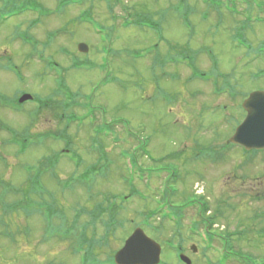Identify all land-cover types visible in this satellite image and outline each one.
<instances>
[{
  "label": "rangeland",
  "instance_id": "1",
  "mask_svg": "<svg viewBox=\"0 0 264 264\" xmlns=\"http://www.w3.org/2000/svg\"><path fill=\"white\" fill-rule=\"evenodd\" d=\"M228 1L18 0L0 23V120L28 138L17 146L0 127L11 189L0 264H109L136 228L161 245V264H184L181 252L192 264L264 263V152L228 145L247 96L264 91V0H251V18L250 1ZM184 55L219 76L216 93ZM21 94L54 102L10 108ZM50 204L52 223L38 211Z\"/></svg>",
  "mask_w": 264,
  "mask_h": 264
},
{
  "label": "water",
  "instance_id": "2",
  "mask_svg": "<svg viewBox=\"0 0 264 264\" xmlns=\"http://www.w3.org/2000/svg\"><path fill=\"white\" fill-rule=\"evenodd\" d=\"M82 53L88 51L87 46L80 45ZM31 96H24L20 102L31 100ZM247 116L230 139V143L240 146L246 151L264 150V93H252L243 104ZM126 241L124 247L116 254V264H160L161 246L148 238L141 229ZM186 264H191L187 257L181 256Z\"/></svg>",
  "mask_w": 264,
  "mask_h": 264
},
{
  "label": "trees",
  "instance_id": "3",
  "mask_svg": "<svg viewBox=\"0 0 264 264\" xmlns=\"http://www.w3.org/2000/svg\"><path fill=\"white\" fill-rule=\"evenodd\" d=\"M8 1V0H7ZM31 1V0H30ZM80 0H75V1H70V0H66V2H65V4H64V6L65 5H67L66 3L67 2H70V4H77V3H80L79 2ZM209 1H213V2H218V0H209ZM236 1L237 0H230V1H228V3L232 6L233 5V9H237L239 6H238V4L236 3ZM247 1H250V3L247 5V7H246V11H248L249 13L252 11V10H254V9H256V7H255V5L253 4V3H251V0H247ZM18 2V0H10V3H9V5L11 6L10 7V10H8V8H7V10H3L2 12H0V23H2V21L5 19H7V18H10V17H12V16H15L16 15V13L15 12H21L20 10L21 9H19L17 6V3ZM21 3H23V2H21ZM24 4V8H26V9H28V10H32V8H36V9H38L39 8V6L38 7H36L35 5H34V3H30L29 4V7H27V3H23ZM188 4L186 3V4H184V7H186V8H188V6H187ZM60 6H62V7H64L63 6V4L62 5H60ZM210 6H212V3H211V5ZM219 6V5H218ZM19 7H21V5H19ZM60 8V7H59ZM4 9H6V8H4ZM145 19V18H144ZM140 24H142V23H140ZM32 47L34 48V47H36V45H32ZM262 48H264V43H263V45H262ZM12 67V66H11ZM52 102H54V99L53 98H50V100H49V102H45L44 103V107H46V108H49L50 107V105H52L51 103ZM49 106V107H48ZM2 121H0V124H2L1 123ZM0 127H2V131L3 130H5V131H8L9 133H11L12 134V142L14 143V144H17V139H19V138H21V137H27L28 138V136H27V134L25 133V134H20V135H18V133L15 131V130H12L11 128H9V127H6L5 125H1ZM24 148H21L20 147V151L21 152H23L24 150H26V146L29 144V141L26 139V140H24ZM17 146H18V144H17ZM73 154H74V156H73V161L75 160V159H78V155L76 154V153H74L73 152ZM58 159V158H57ZM56 159V157H55V160H57ZM133 161V163L134 164H136L135 163V159H134V157H133V159H132ZM42 169H44L45 170V168H42ZM48 169H50L49 170V172H54V164H52V165H50V166H48ZM43 172V171H42ZM74 179V178H73ZM132 179V177L131 178H127V181H129V180H131ZM38 183L40 184V174H37L36 173V176H33V179H31V182H30V184H31V187H32V189L31 190H35L37 187V185H38ZM0 188L2 189V192L0 193V203L1 204H3V203H5L4 202V197L5 196H7L9 193L8 192H11V189L9 188V186L8 185H6V184H3L2 182H0ZM40 191H42V190H40ZM36 192H38V190H36ZM5 206H6V204H4ZM53 205H51L50 204V206L49 207H46L45 209H44V211H41V210H38V209H36V210H38V211H40L41 213H43L45 216H46V218L48 219V222H50L51 220H53L54 218H55V216H57V213L55 212V210H54V208L52 207ZM14 207V209H16V210H18V209H20V208H18V207H16V206H13ZM24 208V207H23ZM110 208V207H109ZM208 206H206V212L208 211ZM24 209H26V211H27V208H24ZM111 214H112V212H111V210H108ZM117 218H115V220H116ZM114 220V221H115ZM145 220H148V218L146 217L145 219H144V222H145ZM76 225V224H75ZM122 225V224H121ZM74 226V225H73ZM139 226H141V227H143V228H145V225H141V224H139ZM149 226V225H148ZM110 229V228H109ZM84 242V241H83ZM258 264H264V263H258Z\"/></svg>",
  "mask_w": 264,
  "mask_h": 264
}]
</instances>
